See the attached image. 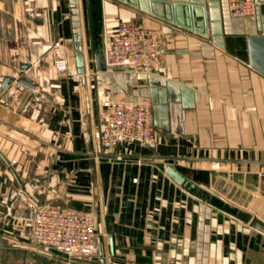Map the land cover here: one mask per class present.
I'll use <instances>...</instances> for the list:
<instances>
[{"label": "crops", "instance_id": "1", "mask_svg": "<svg viewBox=\"0 0 264 264\" xmlns=\"http://www.w3.org/2000/svg\"><path fill=\"white\" fill-rule=\"evenodd\" d=\"M219 1L214 34L210 18L205 27L120 0H0L1 83L14 79L0 87V242L24 239L10 234L30 217L21 192L36 206L93 213L88 264H264V74L248 45L264 37V0L246 18ZM153 9L167 16V6ZM124 20L160 34L163 70L143 78L106 67L105 40ZM55 45L74 76L56 71ZM115 100L152 107L155 149L101 146V113ZM222 180L240 195L229 207L251 218L211 201Z\"/></svg>", "mask_w": 264, "mask_h": 264}, {"label": "built area", "instance_id": "2", "mask_svg": "<svg viewBox=\"0 0 264 264\" xmlns=\"http://www.w3.org/2000/svg\"><path fill=\"white\" fill-rule=\"evenodd\" d=\"M258 0H228L234 18L256 14ZM60 46L55 45L54 67L58 73L74 76L69 60ZM160 34L134 20L120 22L107 36L104 60L109 69H125L134 73L152 74L165 67ZM0 77V87H1ZM104 119L100 144L104 149H117L134 144L155 149L158 139L154 132L152 107L144 102L108 101L102 111ZM16 196L30 210L29 239L38 245L53 248L70 262L91 263L98 251L97 224L92 212L36 206L25 194Z\"/></svg>", "mask_w": 264, "mask_h": 264}, {"label": "water", "instance_id": "3", "mask_svg": "<svg viewBox=\"0 0 264 264\" xmlns=\"http://www.w3.org/2000/svg\"><path fill=\"white\" fill-rule=\"evenodd\" d=\"M74 1V0H73ZM125 3H128L132 6L138 7L146 12H152L153 14L160 16L162 18L168 19L169 13L170 15H186L188 21L193 23L194 17L197 18V23L199 25H205L208 27V19L210 18L211 26L214 34H219L220 31L214 30L215 24H220V1L219 0H120ZM156 3H160L164 6H167L168 13L167 16L164 17L155 11L154 5ZM148 5V7H147ZM152 6V9L150 7ZM217 14V17L214 16ZM199 19V20H198ZM171 20V18H170ZM172 21V20H171ZM175 22V20H173ZM189 22V23H190ZM178 23V22H177ZM190 29L193 27L188 24ZM193 25V24H191ZM198 33L203 34L205 36L208 35L206 31L202 32L201 30H197ZM249 52H250V64L252 67L260 71L264 74V37L261 36H251L248 38ZM76 64H77V73L78 75L85 74L84 68V57L83 53L80 50L76 51ZM24 69L28 68V65L23 66ZM141 77L145 78L147 74L140 73ZM14 82V79L11 77H5L1 83V88L7 90L11 83ZM17 82L30 90L35 91L36 85L29 81L26 78H19ZM38 96H42L43 92H37ZM167 174L179 185L190 186V188H195L194 183H190L184 176H182L178 171H176L172 166L167 167ZM111 246L113 247V242L111 241Z\"/></svg>", "mask_w": 264, "mask_h": 264}, {"label": "rangeland", "instance_id": "4", "mask_svg": "<svg viewBox=\"0 0 264 264\" xmlns=\"http://www.w3.org/2000/svg\"><path fill=\"white\" fill-rule=\"evenodd\" d=\"M226 179L228 181L229 177H226ZM227 181L222 180L220 182L219 187L214 189V196L212 198L216 201L215 203H218L220 206L225 205L228 208H232L229 207L230 204H232L231 200L235 201V198L240 195L238 193L235 194L234 187L230 183H227ZM197 194H200V192H197ZM242 197L244 198L246 196H241V198ZM233 210L241 212V214L243 213V216L250 217V215L241 211V209L233 208ZM247 213L249 212L247 211ZM29 219H31V216L28 218V221L26 220L25 223H23L22 227L19 226L18 229H14L15 231L10 232V234L23 235L24 239L16 243L9 241L0 242V264H85L83 262H70L68 258L55 251L53 248L31 243L28 240L30 230ZM256 221L258 220L256 219ZM24 240L27 241V243H24Z\"/></svg>", "mask_w": 264, "mask_h": 264}, {"label": "trees", "instance_id": "5", "mask_svg": "<svg viewBox=\"0 0 264 264\" xmlns=\"http://www.w3.org/2000/svg\"><path fill=\"white\" fill-rule=\"evenodd\" d=\"M211 200H213V198L211 197ZM212 202H214V204H217V205H219L218 203H215L216 201L215 200H213ZM229 210H231V211H234L232 208H230Z\"/></svg>", "mask_w": 264, "mask_h": 264}]
</instances>
